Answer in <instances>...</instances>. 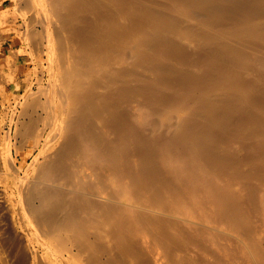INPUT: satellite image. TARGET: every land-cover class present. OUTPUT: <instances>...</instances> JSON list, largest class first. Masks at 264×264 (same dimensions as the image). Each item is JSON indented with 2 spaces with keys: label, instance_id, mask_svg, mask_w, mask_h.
<instances>
[{
  "label": "bare ground",
  "instance_id": "obj_1",
  "mask_svg": "<svg viewBox=\"0 0 264 264\" xmlns=\"http://www.w3.org/2000/svg\"><path fill=\"white\" fill-rule=\"evenodd\" d=\"M9 1L31 264H264V0Z\"/></svg>",
  "mask_w": 264,
  "mask_h": 264
},
{
  "label": "rangeland",
  "instance_id": "obj_2",
  "mask_svg": "<svg viewBox=\"0 0 264 264\" xmlns=\"http://www.w3.org/2000/svg\"><path fill=\"white\" fill-rule=\"evenodd\" d=\"M1 5L9 6L10 5V1L9 0H1ZM22 8L23 7H21V6L19 8L18 7L17 8L14 7V11H17V12H15V15L18 14L17 15V20H21V19L25 20L26 19L25 15L26 14L27 15L31 14V11L25 12V10H23V9H26V7L23 8V9ZM20 15H23V16H20ZM29 16H31V15H29ZM11 19H12V17L7 18L8 21H10ZM0 20H1V16H0ZM8 24L10 26H12L11 23H8ZM1 25L2 24H0V39H1V41H0V54L3 53L5 50H7V51L12 50L13 47H14V49L12 51H14V52L16 51L17 48H22L21 44H16V43L12 42L14 37L17 38L16 31L14 29L12 31H10L9 29H6L5 27H2L3 25L2 26ZM20 29H21V27H18V31L20 32V35H21L22 32H23V30H22L23 28L21 30ZM38 44H39V46H42L41 43H38ZM39 46L37 45V47H36L37 49L33 46V49H32L33 52H28V51H30V47H29V50L27 51V53H28L27 55H26L25 52L19 53L20 54L18 56L19 59L16 62H23L25 69L24 68H19L16 65L15 66L12 65V66H10L12 68V70L14 69L12 71V70H10L11 68H9V66H8L9 64L5 65V66H0V71H1L0 74H2V76H3L2 77L0 75V77H1L0 80L3 83V84L0 83V94H1V97H2V100H0V141H1L0 142V152H1L0 153V155H1L0 156V264H31V254H29L30 245L28 246V243H26L27 242V240H25L26 234L24 235V233H26V231H27V229H25L27 223L25 224V221L23 220V217L21 216V213H20V211H21V209H20L21 208V206H20L21 203H19V199H18L19 198V194H18V189L16 187L17 186L16 183H17V178L19 176H22V175L26 174V172H29L28 170H30V168H32V167H30L29 169H27V167H25V165L27 166L29 162L31 163L32 159H34L35 155L38 153L37 150L41 146L39 145V148H37V146L34 148V146L31 145L32 142H29V143H27L25 145H20L21 147L19 145H17V144H20V142L18 143L19 138L15 137V139H14L13 136H15V135H12L13 133L15 134V132H14L15 130L13 131V129H16V126L14 125L15 126V128H14V126H12L13 125L12 124L11 125V130L8 131V127L10 126L8 122H9V119H10V122H11V118L14 117V116H15L14 119H16L17 115H16V113H13L14 111L17 110V108H16L17 103L15 102V100H17L18 96L20 98V96H22L24 94L25 88L28 87L26 85L28 83V81H27L28 79H26V76H25V73H24V72H26V68H27V71H31V72H33V70H35L36 67L37 68H36L35 71H37V72L41 71V70H45L44 69V67H45L44 65H46L45 62L43 64L38 63L40 67L36 63V61L41 60V58L44 55V52H43V54H41L43 48H41ZM39 54H41V56ZM31 55H32V57H31ZM37 55H38V57L39 56L40 57L39 58L36 57ZM25 56H29L32 59L34 57H36V58H34V60L31 59V63H30L28 60L27 61L24 60ZM42 59H45V57H43ZM1 60H3V59H0V62H2ZM34 64L36 65L35 67H34ZM42 67H43V69H42ZM39 68H40V70H39ZM9 71H12V72H9ZM13 73H15V74H13ZM23 74H24V76H22ZM3 80H4L5 83L3 82ZM18 81H20V82H18ZM24 85H26V86H24ZM23 87H24V89H23ZM32 90H34L33 87H32ZM21 92H23V93H21ZM11 93H14V94H11ZM5 94L7 95V97H6ZM17 94H18V96H17ZM2 95H4V96H2ZM1 97H0V99H1ZM4 97H6L5 98L6 100H4ZM7 99L10 100L9 102L11 104L6 102V101H8ZM2 101L4 102V104H3ZM1 104H2V106H1ZM6 108H7V110H6ZM3 111H4V113L6 115L1 113ZM9 114L13 115V116H11V118H9ZM10 135L12 136V139L10 138L11 137ZM8 139H9V142H10L11 145L8 143L10 147H9V150H8V155H6L7 154V143H4V142H8ZM13 140H15V141L13 142ZM13 145L15 147H13ZM4 146H5V148H4ZM22 146H24V147H22ZM25 148L26 149L28 148L27 149L28 152L25 151L26 150ZM5 149H6V152H5ZM29 149H30V151H29ZM1 150H3V152ZM14 150H16V151H14ZM23 152L25 153V155H26V153L30 152L28 155H26L27 158L24 157ZM5 156L6 157L9 156V157L6 158ZM21 157H23L22 159H23V161H25V163L22 161ZM28 160H30V161H28ZM18 164H19V166H18ZM31 170L33 171V169H31ZM13 172H15V173H13ZM13 177H15V178L17 177L15 179V181H14ZM17 195H18V197H17ZM14 203H15V205H14ZM18 211H19V214H17Z\"/></svg>",
  "mask_w": 264,
  "mask_h": 264
}]
</instances>
